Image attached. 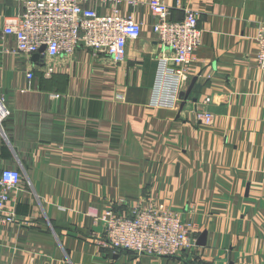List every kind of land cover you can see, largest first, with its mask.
<instances>
[{
  "label": "crops",
  "instance_id": "1",
  "mask_svg": "<svg viewBox=\"0 0 264 264\" xmlns=\"http://www.w3.org/2000/svg\"><path fill=\"white\" fill-rule=\"evenodd\" d=\"M151 1L122 0L142 33L118 64L82 46L46 77L41 57L17 53L13 36L0 41L11 110L0 165L23 174L7 205L22 224L0 220V264H264V70L255 63L264 0H157L174 20L198 12L202 44L179 93L160 79L159 58L171 52L153 31ZM22 9L0 0V35ZM203 109L212 124L197 118ZM141 206L193 223L195 248L167 257L104 247L105 211Z\"/></svg>",
  "mask_w": 264,
  "mask_h": 264
},
{
  "label": "built area",
  "instance_id": "2",
  "mask_svg": "<svg viewBox=\"0 0 264 264\" xmlns=\"http://www.w3.org/2000/svg\"><path fill=\"white\" fill-rule=\"evenodd\" d=\"M20 1L23 9L4 19L0 41L13 36L17 53L43 56L42 69L46 77L55 73L53 61L56 58L73 56L82 46L93 51L103 50L115 64L121 63L126 57L128 42L142 33L141 22L122 13V0H100L109 10L107 14H100L90 7V0ZM149 6L155 17L153 31L161 46L171 52V55L159 58L160 79L168 80L179 93L192 72L196 52L202 44L198 12L186 8L184 17L174 20L170 18V5L156 0L149 2ZM256 40L255 63L264 70V19L258 22ZM42 47L45 49L41 52ZM26 76L31 80L34 73L28 71ZM210 101L207 97L205 104ZM10 115L5 97L0 94V130ZM197 118L206 124L214 121L213 113L207 109L197 111ZM22 182L23 174L19 169L0 165V220L3 223L22 224L17 211L7 208L10 194L18 190ZM101 219L104 224L102 245L114 251L172 257L192 251L196 246L195 225L164 206H141L129 215L109 208Z\"/></svg>",
  "mask_w": 264,
  "mask_h": 264
},
{
  "label": "water",
  "instance_id": "3",
  "mask_svg": "<svg viewBox=\"0 0 264 264\" xmlns=\"http://www.w3.org/2000/svg\"><path fill=\"white\" fill-rule=\"evenodd\" d=\"M44 49H45V47H42L40 51L42 52V51H44ZM34 57H35V58H39V57H41V58L43 59V61H44V57H43V56H40L39 54H35ZM193 85H194V84H193ZM193 85L190 87V89L187 91V93H186V92L182 93L185 99L188 98V96H189V92L192 90Z\"/></svg>",
  "mask_w": 264,
  "mask_h": 264
},
{
  "label": "trees",
  "instance_id": "4",
  "mask_svg": "<svg viewBox=\"0 0 264 264\" xmlns=\"http://www.w3.org/2000/svg\"><path fill=\"white\" fill-rule=\"evenodd\" d=\"M122 251H125V250H122ZM126 251H129V250H126ZM132 252V251H131ZM134 253V252H133ZM167 257H171V256H167ZM172 257H174V256H172Z\"/></svg>",
  "mask_w": 264,
  "mask_h": 264
}]
</instances>
